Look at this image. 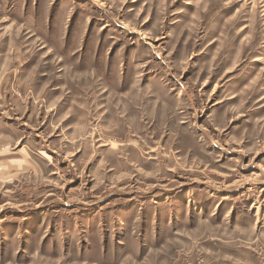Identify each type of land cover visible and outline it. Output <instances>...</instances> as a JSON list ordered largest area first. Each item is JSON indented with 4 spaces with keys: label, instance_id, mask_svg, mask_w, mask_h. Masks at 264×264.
I'll use <instances>...</instances> for the list:
<instances>
[{
    "label": "rangeland",
    "instance_id": "rangeland-1",
    "mask_svg": "<svg viewBox=\"0 0 264 264\" xmlns=\"http://www.w3.org/2000/svg\"><path fill=\"white\" fill-rule=\"evenodd\" d=\"M0 264H264V0H0Z\"/></svg>",
    "mask_w": 264,
    "mask_h": 264
}]
</instances>
